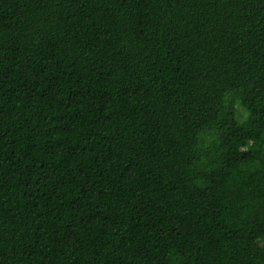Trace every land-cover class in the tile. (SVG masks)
<instances>
[{"label": "trees", "instance_id": "1", "mask_svg": "<svg viewBox=\"0 0 264 264\" xmlns=\"http://www.w3.org/2000/svg\"><path fill=\"white\" fill-rule=\"evenodd\" d=\"M0 264H264V0H0Z\"/></svg>", "mask_w": 264, "mask_h": 264}]
</instances>
